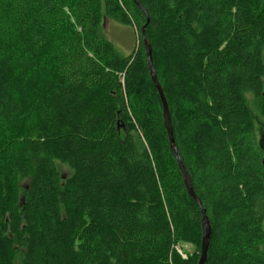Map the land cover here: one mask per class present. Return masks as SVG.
I'll return each mask as SVG.
<instances>
[{
	"label": "trees",
	"instance_id": "trees-1",
	"mask_svg": "<svg viewBox=\"0 0 264 264\" xmlns=\"http://www.w3.org/2000/svg\"><path fill=\"white\" fill-rule=\"evenodd\" d=\"M138 1L0 0V264H196L202 208L204 264H264V151L243 95L264 115V0ZM146 19L202 207L168 145ZM106 20L135 28L129 55Z\"/></svg>",
	"mask_w": 264,
	"mask_h": 264
},
{
	"label": "rangeland",
	"instance_id": "rangeland-1",
	"mask_svg": "<svg viewBox=\"0 0 264 264\" xmlns=\"http://www.w3.org/2000/svg\"><path fill=\"white\" fill-rule=\"evenodd\" d=\"M101 33L110 42H112L115 51L121 56L129 55L136 45V30L130 26H125L114 21L106 20L101 27ZM44 69L45 68H43L41 71L42 77H44ZM243 95L253 120L256 139L259 143V146L262 147L264 144V115L262 112L261 101L251 91L246 90L243 92ZM1 145L2 142L0 138V148ZM58 167L64 174L68 173V169L65 166L58 164ZM178 249L180 255H182V258H186L192 254L196 247L191 243H181L179 244ZM15 262L16 264H24L21 253H18Z\"/></svg>",
	"mask_w": 264,
	"mask_h": 264
},
{
	"label": "water",
	"instance_id": "water-1",
	"mask_svg": "<svg viewBox=\"0 0 264 264\" xmlns=\"http://www.w3.org/2000/svg\"><path fill=\"white\" fill-rule=\"evenodd\" d=\"M134 1L136 5L142 8L138 0H134ZM147 22H148V19H146V23L142 26L140 30V34L142 37V42H143V46H144V50H145V54L147 58L149 75H150L151 81L153 82L155 88L157 89V93L160 98L161 107H162L163 124L165 126V130L167 134L168 145H169L171 153L176 159L177 167L180 171L182 182H183L187 195L193 200H195L199 207H202L201 200L199 199V197L193 190L190 174L187 168L185 167V165L183 164L181 157L178 153V150L176 148V145H175L171 116L169 113L167 101L163 93L162 87L160 85V82L157 78L156 71L153 67L151 46L146 40L145 35H144V30H145V26ZM263 96H264V93H263ZM262 150L264 151V144L262 145ZM200 225H201V243H200L199 257H198L196 264H204L206 262L207 254H208V247H209V242H210V236H211V226L205 214V210L203 208L201 210Z\"/></svg>",
	"mask_w": 264,
	"mask_h": 264
}]
</instances>
